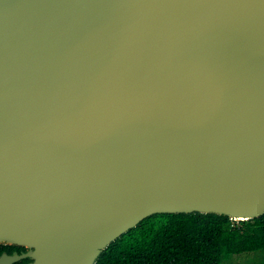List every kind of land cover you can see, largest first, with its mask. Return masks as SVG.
Returning a JSON list of instances; mask_svg holds the SVG:
<instances>
[{"label": "water", "instance_id": "1", "mask_svg": "<svg viewBox=\"0 0 264 264\" xmlns=\"http://www.w3.org/2000/svg\"><path fill=\"white\" fill-rule=\"evenodd\" d=\"M191 211L264 212V0H0V264Z\"/></svg>", "mask_w": 264, "mask_h": 264}, {"label": "trees", "instance_id": "2", "mask_svg": "<svg viewBox=\"0 0 264 264\" xmlns=\"http://www.w3.org/2000/svg\"><path fill=\"white\" fill-rule=\"evenodd\" d=\"M258 249L264 253V212L245 220L214 212H155L112 240L94 264H221L230 254Z\"/></svg>", "mask_w": 264, "mask_h": 264}, {"label": "rangeland", "instance_id": "3", "mask_svg": "<svg viewBox=\"0 0 264 264\" xmlns=\"http://www.w3.org/2000/svg\"><path fill=\"white\" fill-rule=\"evenodd\" d=\"M264 258L262 249L233 253L221 260V264H258Z\"/></svg>", "mask_w": 264, "mask_h": 264}, {"label": "flooded vegetation", "instance_id": "4", "mask_svg": "<svg viewBox=\"0 0 264 264\" xmlns=\"http://www.w3.org/2000/svg\"><path fill=\"white\" fill-rule=\"evenodd\" d=\"M29 248L25 245L18 244V243H9L0 241V255L3 253L6 254H13L14 252L17 255H21L28 251ZM31 260L29 257H19L11 262V264H26Z\"/></svg>", "mask_w": 264, "mask_h": 264}]
</instances>
